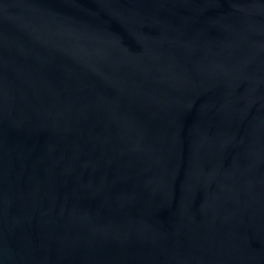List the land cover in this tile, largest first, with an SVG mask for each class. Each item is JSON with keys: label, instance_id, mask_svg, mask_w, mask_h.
Wrapping results in <instances>:
<instances>
[{"label": "water", "instance_id": "obj_1", "mask_svg": "<svg viewBox=\"0 0 264 264\" xmlns=\"http://www.w3.org/2000/svg\"><path fill=\"white\" fill-rule=\"evenodd\" d=\"M0 264H264V0H0Z\"/></svg>", "mask_w": 264, "mask_h": 264}]
</instances>
